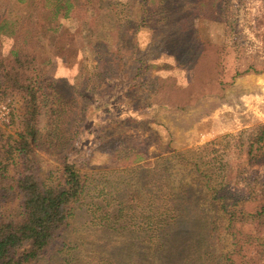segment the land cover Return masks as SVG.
<instances>
[{"label":"rangeland","instance_id":"374dc122","mask_svg":"<svg viewBox=\"0 0 264 264\" xmlns=\"http://www.w3.org/2000/svg\"><path fill=\"white\" fill-rule=\"evenodd\" d=\"M54 1L0 0V48L7 56L16 37L26 36L54 82V97L39 115L40 178L56 180L64 165L89 177L88 193L65 233L66 246H75L68 249L70 264H146L135 258L139 246L129 263L117 261L132 233L109 227L113 214L109 222L102 213L118 209L129 192L135 199L127 210L138 212L153 195L144 169L139 173L135 166H160L165 196L179 193L181 184L193 186L188 195L198 205L203 193L195 170L161 156L184 152L215 161L212 147L204 145L217 141L232 172L230 192L237 194L245 179L264 189V160L248 164L234 148L237 137L222 146L223 136L245 131L246 139L264 124V0H72L65 16L53 12ZM0 102L12 108L0 135H15L25 111L21 95L8 91ZM255 204L253 199L245 208ZM139 221L129 228L143 238ZM220 227L214 253L233 252L234 264L264 263V228L258 233L255 224L241 223L232 238ZM62 250L38 264H64ZM150 253L151 264L170 263L161 260L164 251ZM186 253L180 264H195Z\"/></svg>","mask_w":264,"mask_h":264},{"label":"trees","instance_id":"16d2710c","mask_svg":"<svg viewBox=\"0 0 264 264\" xmlns=\"http://www.w3.org/2000/svg\"><path fill=\"white\" fill-rule=\"evenodd\" d=\"M54 4L53 12L65 16L73 1L56 0ZM14 32L18 31L14 29ZM19 37H16L15 46L7 56L0 48V96L8 91L19 93L25 107L17 133L6 137L0 135V264L48 262L52 257H57L62 249H65L67 256L61 254L60 258L64 264H70L73 254L68 249L75 246H66L68 238L65 233L71 227L75 207L84 201L88 193L89 177L64 165L56 180L45 183L40 178V162L35 149L39 141V115L47 99L54 97V82L39 62L34 45L27 43L26 36ZM20 39L23 46L18 48ZM244 132L223 136L222 146L227 148L231 137H237L234 148L244 154L248 164L264 160V124L254 126L246 139L242 138ZM216 142L211 141L204 146L212 147L209 150L215 153L217 163L213 161L214 156L202 162L199 158H186L184 152L161 156L162 160L173 157L195 170L199 177L197 185L203 193L198 198V205L197 198L192 199L188 195L194 187L187 184H181L177 194L164 195L166 178L161 177L160 166L134 167L139 173L144 169L153 195L141 201L142 208L138 212L127 210L135 199L133 192L128 193L118 209L103 210V217L109 222L111 219L108 215L113 214V224L109 227L128 229L132 234L135 230L129 228L132 227L130 223L134 225L136 217H140L141 226L138 227L143 238L131 234L129 244L116 247L117 261L129 263L132 257L130 253L139 246L141 253L135 258L146 264L153 263L150 258L152 249L164 251L161 260L167 258L169 264L186 261L187 256L183 255L185 251L186 255L190 252L195 264H234L231 257L233 252L221 250L214 253V242L221 238L218 233L220 226L232 238L235 232H239L240 224L245 222L255 224L260 233V229L264 228L263 186L245 179L239 182L241 187L237 186V194L230 192L234 189L233 186L232 190L229 187L232 172L221 157L225 150L215 147ZM141 158L142 155L135 156V159ZM256 186H259L258 191H255ZM253 199L256 204L247 210L245 205ZM108 205L106 203L104 208ZM201 206L205 208L201 209ZM125 207L127 211L123 213ZM125 214L130 217L128 221ZM121 220L127 221V225ZM171 238L175 239L172 245ZM189 241L194 242L191 248Z\"/></svg>","mask_w":264,"mask_h":264},{"label":"built area","instance_id":"2783aa9c","mask_svg":"<svg viewBox=\"0 0 264 264\" xmlns=\"http://www.w3.org/2000/svg\"><path fill=\"white\" fill-rule=\"evenodd\" d=\"M12 108L8 102H0V124L8 125L11 121Z\"/></svg>","mask_w":264,"mask_h":264}]
</instances>
